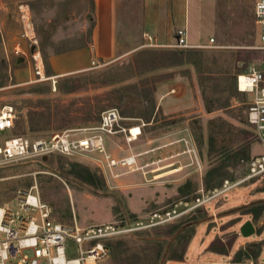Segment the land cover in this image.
Returning <instances> with one entry per match:
<instances>
[{
  "label": "rangeland",
  "instance_id": "obj_1",
  "mask_svg": "<svg viewBox=\"0 0 264 264\" xmlns=\"http://www.w3.org/2000/svg\"><path fill=\"white\" fill-rule=\"evenodd\" d=\"M125 1L123 46L128 52L110 61L97 60V65L90 64L83 72L36 81L30 56L34 31L38 38L41 33L44 44L53 36L78 37L82 30L80 37L84 38L88 31L86 9L81 5L86 6L89 0H0V110L12 106L15 111L14 128L0 133V140L12 135L49 138L55 131L97 123L99 119L33 131L26 120L30 110L45 109L55 99H66L69 103L75 97L82 100L117 88H126L121 106L116 107L123 117L121 122L145 123L142 135L132 143L122 134L105 137L106 153L111 157L120 159L131 152L138 154L133 167L110 168L105 155L97 151L31 156L0 168V203L12 200L18 191L32 190L51 207L53 218L64 224L76 221L83 226L117 223L137 227L111 239L121 240L123 248L116 258L110 251L104 264L177 261L169 258L178 254L179 239L147 232L156 225L181 221L182 225L193 226L185 233L191 235V240L184 261L179 264H264V178L243 182L197 206V197L221 187L226 179L245 176L249 160L264 152V144L247 119L255 92H243L236 86L238 74L264 72V49L258 48L259 31L254 14L256 0H192L189 33L190 42L196 46L189 51H196L194 58L201 59V63L185 62L140 74H133L129 65L135 53L149 49L140 46L141 0ZM185 2L187 19L189 0ZM21 5L29 6L32 13L28 30ZM211 38H215L212 43ZM172 43L153 48L177 49ZM45 60L43 55L46 66ZM199 69L203 74H199ZM175 75L179 79L170 88L165 80ZM155 76L163 79L142 84L143 79ZM111 79L115 81L98 86ZM74 86L81 87V91H73ZM235 87L240 93L231 98L230 106L211 111L207 108V101L214 107L225 102ZM146 89L155 103L149 121L145 115L151 95L145 98ZM163 92L169 94L160 99ZM19 122L24 125L19 127ZM246 131L252 134L250 138L236 141L237 137L244 138ZM241 147L246 148L247 160L227 161L226 167L219 171L223 174L211 179L207 187L205 179L213 177L210 172ZM173 208L177 214L168 218L163 215ZM250 209L258 213L256 218L243 213ZM155 213L163 216H154ZM247 220L256 229L248 237L240 231ZM158 221L162 222L154 224ZM212 242L215 247L227 245L229 253L210 250ZM254 242H262V246H254ZM67 247L69 256L79 254L72 239ZM248 247L257 255L247 257L243 253L238 258V251H246Z\"/></svg>",
  "mask_w": 264,
  "mask_h": 264
},
{
  "label": "built area",
  "instance_id": "obj_2",
  "mask_svg": "<svg viewBox=\"0 0 264 264\" xmlns=\"http://www.w3.org/2000/svg\"><path fill=\"white\" fill-rule=\"evenodd\" d=\"M22 19L28 29L31 28V10L21 5ZM256 24L259 31V46L264 49V0H256L254 7ZM177 38L172 46L191 49L196 45L188 39L187 27L177 30ZM145 46H161L158 38L150 33L143 34ZM215 38L210 39V43ZM33 36L30 56L34 63L36 81L47 79L43 73V57ZM97 60H91V67ZM236 85L240 91L255 92L248 106L247 119L256 137L264 144V72L253 70L237 75ZM15 111L12 106L0 110V132L14 128ZM123 117L116 107L103 110L97 123L73 127L53 132L49 138L31 139L24 135H12L0 141V168L30 158L49 153L77 154L100 152L105 155L107 166L117 165L133 167L137 164L138 154L131 152L120 159L106 153L105 137L122 134L128 143L137 140L143 133L144 122L138 121L125 125ZM255 178H264V153L254 155L248 162L245 176L238 180L226 179L221 187L197 197V206L216 198L229 189ZM183 203V202H182ZM185 205L189 202H184ZM177 214V209L167 211L165 217ZM155 213L154 216H163ZM162 221L155 222L160 224ZM152 224V225H154ZM137 227L117 223L80 225L78 222L64 224L55 220L52 209L32 190L18 191L16 196L0 203V264H104L110 254L109 241L116 236L134 231ZM77 245L79 254L68 255V240Z\"/></svg>",
  "mask_w": 264,
  "mask_h": 264
},
{
  "label": "crops",
  "instance_id": "obj_3",
  "mask_svg": "<svg viewBox=\"0 0 264 264\" xmlns=\"http://www.w3.org/2000/svg\"><path fill=\"white\" fill-rule=\"evenodd\" d=\"M125 2V0H89V3H85L86 6L81 5L86 9V31L88 33L84 35V38L80 37L83 34L82 30L78 37L70 35L60 39L53 36L49 43L44 44L41 33L38 34V38L34 31L41 55L46 57V66L43 67V73L47 79L56 80V78L64 75L86 71L90 67L93 58L106 62L128 52L129 49H125L123 46L124 30L122 25L124 23L122 16L126 14V8L123 6ZM191 3L192 0H189L188 17L186 19L185 0H173L171 2L170 0H141L140 30L142 42H140V46H145L144 33L157 36L158 42L162 46L171 45L173 41V43L176 41L177 30L182 27H187L190 41ZM175 8H177V11ZM39 41L41 45H39ZM178 79L179 77L175 75L165 80V82L171 88ZM30 81H33V79ZM167 94L169 93H161L160 99H164ZM179 263L183 262L175 261L168 264Z\"/></svg>",
  "mask_w": 264,
  "mask_h": 264
},
{
  "label": "trees",
  "instance_id": "obj_4",
  "mask_svg": "<svg viewBox=\"0 0 264 264\" xmlns=\"http://www.w3.org/2000/svg\"><path fill=\"white\" fill-rule=\"evenodd\" d=\"M196 55V51H189L186 49H159V48H149L141 50L133 56V61L130 63L129 67L133 74H140L143 72H146L148 70H152L155 68H162V67H170L175 66L178 64H182L185 62H193L199 65L201 63V59H196L194 56ZM199 74H203V70L199 69ZM163 78L161 76H155L153 78H146L143 79L142 84H148V82H157L159 80H162ZM114 79H111L110 81H102L99 83L98 86L101 85H107L112 82H114ZM237 86V85H236ZM87 89V87H86ZM126 88H117V89H111L106 91L105 93H101L94 96H88L84 99L80 98H73L71 102L67 103L66 99H55L52 102L47 103V108L34 111L33 109L28 112V118L26 120L29 128L33 131H36L38 129H41L42 127H50L54 126L56 128H63L67 127L73 124L77 123H88V122H94L99 119L100 114L103 110L111 107H119L121 106L122 100L125 98L124 96V90ZM73 91H81V87H75L73 88ZM150 90L146 89V96L150 94V100L147 101V114L145 115L146 119L148 121L151 119L154 109H155V103L152 98V94L148 93ZM240 93L235 89L232 90L231 94L226 97L225 102L218 103L216 107L213 106L212 102L207 101L206 105L207 108L211 111L214 109H219L223 107L230 106V100L231 98L236 94ZM214 108V109H213ZM24 125V122H19V127ZM252 134L249 131L245 132L244 138H236V141L241 140H247V138H250ZM243 136V134H242ZM238 154H241L239 156ZM247 152L245 147H241L237 149L234 153L229 154L226 158H224L219 168H215L213 171L210 172V174L213 175L211 178L205 179V184L207 187H209L210 180L213 178H216V176H220L223 173L221 172L222 168L226 167V162L234 158V162L238 161H245L247 160ZM88 174L91 172L87 170ZM243 213L251 214L253 217H257L258 213L256 211H253L252 209L244 211ZM182 222V221H181ZM169 223L165 225H156L151 228V231H148L147 233L154 234L157 236H164V237H170L173 236L181 241L180 249L178 250V254L170 257L169 259L177 260V261H184L185 255L187 253L188 245L191 240V235H186L185 233L189 231L190 225H182L183 223ZM192 222V221H191ZM192 228V227H191ZM190 228V229H191ZM233 243V242H232ZM231 243V244H232ZM215 242H212L209 246V249L223 254L229 253V248L227 245L222 243V246L215 247ZM254 246L261 247L262 242H254L252 243ZM110 250L112 252V256L114 258L118 257L120 252L122 251V242L121 240H110L109 241ZM245 254L247 257H255L257 254L253 253L252 248L248 247L246 251L239 250L237 253V257L239 258L242 254Z\"/></svg>",
  "mask_w": 264,
  "mask_h": 264
},
{
  "label": "water",
  "instance_id": "obj_5",
  "mask_svg": "<svg viewBox=\"0 0 264 264\" xmlns=\"http://www.w3.org/2000/svg\"><path fill=\"white\" fill-rule=\"evenodd\" d=\"M34 49L35 45L31 47V51H34ZM240 231L243 236L248 237L253 235L256 232V229L253 222L251 220H247L241 225Z\"/></svg>",
  "mask_w": 264,
  "mask_h": 264
}]
</instances>
